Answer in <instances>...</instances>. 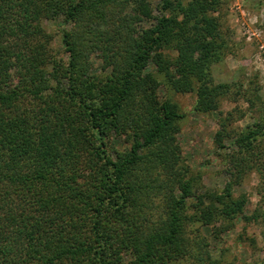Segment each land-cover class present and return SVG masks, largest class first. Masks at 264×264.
Listing matches in <instances>:
<instances>
[{"label":"trees","instance_id":"obj_1","mask_svg":"<svg viewBox=\"0 0 264 264\" xmlns=\"http://www.w3.org/2000/svg\"><path fill=\"white\" fill-rule=\"evenodd\" d=\"M152 1L0 0V264H169L187 253L190 222L259 218L258 209L246 215L245 194L233 197L234 185L249 170L264 184L257 123L235 139L224 190L198 195L195 214L187 212L196 178L187 179L189 168L179 164L182 114L171 100L158 99L156 81L144 69L156 61L170 86L197 93L198 110L216 108L219 94L230 88L207 84L208 67L225 46L212 14L220 1L158 0L159 15ZM128 2L151 27H134L132 21L142 20L123 15V6L113 22L99 15L94 22L89 12ZM59 15L82 29L63 35L66 65L52 57L41 23ZM100 21L110 23L107 37L96 29ZM165 47L177 50L174 62L159 53ZM88 51L101 52L112 68L106 79L89 71ZM14 70L20 73L17 84L9 82ZM228 126L221 123L216 133L222 147L232 136ZM127 130L132 145L114 158L106 139ZM151 157L172 172L178 167L173 182L180 190L167 191L166 214L153 223L132 212L141 190L136 171ZM130 250L133 258L126 261ZM209 256L205 264H219Z\"/></svg>","mask_w":264,"mask_h":264},{"label":"rangeland","instance_id":"obj_2","mask_svg":"<svg viewBox=\"0 0 264 264\" xmlns=\"http://www.w3.org/2000/svg\"><path fill=\"white\" fill-rule=\"evenodd\" d=\"M219 1V10L212 14L217 17L220 38L225 46L208 67L207 84L212 88L229 84L230 88L224 94H219L216 108L211 111L198 110L197 93L177 91L170 86L168 76L156 61H150L144 69V75H152L156 81L158 99L171 100L182 114V118L178 120L179 131L176 135L179 164L189 168L187 179L196 178L194 188L187 197V212L190 215L195 214L198 195L207 192L220 193L224 190L231 179L228 172L231 161L228 155L231 150L238 149L235 139L255 123L262 126L259 137L263 155L258 166L264 164V0ZM157 4L158 0L152 1L154 15L160 14L156 8ZM94 7L89 9L94 22L100 20L97 15L108 22L117 20L115 16H119L117 11L122 7L123 15L128 14L134 19L142 20L132 21L134 27L149 28L152 25V21L143 20L133 2L116 8L110 7V3L104 8L100 5L99 8ZM89 12L85 11L83 16ZM41 23L52 57L66 65L70 53L63 35L68 32L81 33V26L75 28L74 22L67 21L62 15L43 18ZM109 27L110 23L100 21V26L96 29L103 33L104 29ZM88 53V69L91 74L106 79L112 68L105 64L101 52ZM159 53L164 60L171 62L178 56L174 47H165L160 49ZM175 71L172 67L174 74ZM19 74L18 71H12L9 82L17 84ZM221 123L229 125V133L232 135L226 136V147H222L216 138ZM132 141L131 130L121 134L113 132L106 139L107 150L116 158L117 152L130 149ZM142 153L150 154L147 150ZM159 163L160 159L156 160L154 157L145 159L142 168L136 171V184L141 190L137 196L138 201L132 206V212H142L150 223L164 218L168 205L165 195L170 193L167 191L174 190V193L180 194L173 182V177L179 176L178 167L172 172L170 167L163 168ZM161 183L168 185L167 189L159 188ZM141 193L145 196H141ZM242 194L247 196L244 208L246 215H252L258 209L257 220L246 221L242 216H238L233 220L216 217L209 225L198 221L190 222L185 232L188 251L169 264H205L209 261V255L219 261V264H264V184L256 170L246 172L242 182L234 185L233 197L237 198ZM123 258L126 261L132 259V251H126Z\"/></svg>","mask_w":264,"mask_h":264}]
</instances>
